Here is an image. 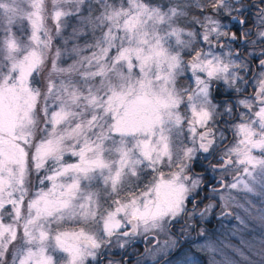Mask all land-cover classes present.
<instances>
[{
	"label": "snow or ice",
	"instance_id": "6c2138e0",
	"mask_svg": "<svg viewBox=\"0 0 264 264\" xmlns=\"http://www.w3.org/2000/svg\"><path fill=\"white\" fill-rule=\"evenodd\" d=\"M205 189L264 220V0H0V264H159Z\"/></svg>",
	"mask_w": 264,
	"mask_h": 264
},
{
	"label": "clouds",
	"instance_id": "9594fccd",
	"mask_svg": "<svg viewBox=\"0 0 264 264\" xmlns=\"http://www.w3.org/2000/svg\"><path fill=\"white\" fill-rule=\"evenodd\" d=\"M206 194L207 190L205 189L199 197H196L197 200H202V203L195 208L189 205L178 225L169 229L173 233L171 239L176 240L175 248L183 247L186 253L185 264H197V259L192 252L193 248H197L208 258V264H264V220L252 218L241 223L235 217L243 215V209H230L232 215L225 217L229 227L224 229L220 236H217L216 233H211L208 227L209 215L205 218H201L199 215L204 206L215 203L211 197L204 199ZM193 195L195 194L193 193ZM243 195L241 193L237 196L241 202H243ZM255 199L259 201L260 197L257 196ZM214 211L217 212L220 209L217 208ZM221 223L223 224L224 221ZM210 235L216 237L211 250L204 247L203 243ZM166 238L160 237L162 242ZM166 252H164L165 255ZM159 264H163V262L160 261Z\"/></svg>",
	"mask_w": 264,
	"mask_h": 264
},
{
	"label": "rangeland",
	"instance_id": "374dc122",
	"mask_svg": "<svg viewBox=\"0 0 264 264\" xmlns=\"http://www.w3.org/2000/svg\"><path fill=\"white\" fill-rule=\"evenodd\" d=\"M253 2H255V1H253ZM49 7H50V5H49ZM253 17H254L253 20H255L256 15L253 16ZM226 18H228V16H226ZM226 21L227 20L225 19V17L221 18V23L224 25L225 29H227L226 26H225L226 25ZM227 23L229 24L230 22H227ZM46 24L49 27H53V30H54V25H53V22L51 21L50 18L46 21ZM13 30L17 33L18 37H20L21 39L26 40L27 37L30 35L31 27H30L29 22L25 20L23 22H18L17 26ZM68 31H70V29ZM195 164H194V168L196 169ZM197 165L200 166V163L198 162ZM201 169H203V168H201ZM218 213H219V211H218ZM223 218H224L223 220H220L219 222L214 224V226L212 227V228H214L213 231L217 230L218 228H220L222 230L226 229L227 220L225 219V217H223ZM221 221H224V223L222 224ZM210 232L213 233L211 230H210ZM208 242H212L213 243V240L207 239L203 243L205 245ZM145 247H146V243L145 242H144V244H142V240H137V242L134 245L130 246L129 249H128L127 262H129V264H135L136 254L137 253H143ZM207 248H209V250H210L213 247L210 246V247H207ZM173 249L167 250L166 255L164 253L159 255L157 257V260L160 259L163 256H167ZM192 252L194 253V257L197 259V264H208V258H205V256L201 252H199L197 250V248H193ZM177 255H180V256L175 259L174 257L177 256ZM185 256H186V253L184 251L183 252H179V253H175L170 258H168V259L166 258L162 262H163V264H185ZM129 259H131V260H129ZM150 264H152V261H150Z\"/></svg>",
	"mask_w": 264,
	"mask_h": 264
},
{
	"label": "flooded vegetation",
	"instance_id": "af4514ba",
	"mask_svg": "<svg viewBox=\"0 0 264 264\" xmlns=\"http://www.w3.org/2000/svg\"><path fill=\"white\" fill-rule=\"evenodd\" d=\"M253 1L258 2V0H245V2L248 3V4L253 3ZM249 12H252L253 16L256 15V9L255 8H250L248 10V12H247V15H248ZM233 15H236V14L234 13ZM248 16L250 17V15H248ZM225 19L227 20L226 16H225ZM229 19L231 20V22L228 24L227 22H228ZM229 19L226 21V25H225L227 30H230V31H233V32H238L242 28V25L239 24L237 20L233 19L232 16H230ZM226 98H227V92L222 89L221 93L217 97V99L218 100H223V99H226ZM198 162L200 163V166L197 165ZM206 165H207V161H204V162L197 161L196 164H195L196 169L194 168V171H196V172H204V169H205ZM200 167L203 168V169H201ZM206 175L209 178H211L212 174L211 173H206ZM216 213H217L216 215L209 214V220L207 222L208 223V227H210L212 224H214L213 221H215V224H216L218 220H223L224 219L223 218L224 216L219 215L218 211ZM142 244H144V241H142ZM180 249L181 248H174L167 256H163L160 259H158V262L163 261L166 258L167 259L170 258L175 253H178L180 251ZM129 260H131V259H129ZM126 263L129 264V262H127V259H126ZM148 263L150 264V261H148Z\"/></svg>",
	"mask_w": 264,
	"mask_h": 264
},
{
	"label": "trees",
	"instance_id": "16d2710c",
	"mask_svg": "<svg viewBox=\"0 0 264 264\" xmlns=\"http://www.w3.org/2000/svg\"><path fill=\"white\" fill-rule=\"evenodd\" d=\"M248 15H250V17L252 16L251 18H252V20H253V18H254V17H253V13H252V12H249ZM229 17H230V16H228L227 20L229 19ZM228 22H231V20L229 19ZM216 221H217V220H216ZM219 221H220V220H218L217 222H219ZM214 224H215V223H214ZM214 224H212V225L209 227V229H210L213 233H216L217 236H220L221 232H223L224 229L222 230V229L218 228L217 230L213 231L214 228H212V227L214 226ZM227 227H229L228 222L226 223V228H227ZM211 228H212V229H211ZM208 239H211V240H213V242H214V240L216 239V237H213V236L210 235ZM212 244H213V243H212ZM210 250H211V249H210ZM183 251H184V249H183V247H181V249H180L179 252H183ZM179 252H178V253H179ZM203 255H204V254H203ZM179 256H180V255H177V256H175L174 258L176 259V258H178ZM204 256H205V255H204ZM204 256H203V257H204ZM205 258H207V257L205 256ZM256 259H258V257H256Z\"/></svg>",
	"mask_w": 264,
	"mask_h": 264
}]
</instances>
